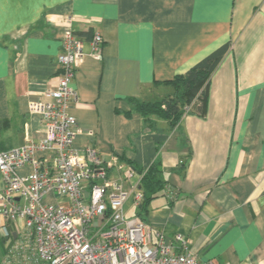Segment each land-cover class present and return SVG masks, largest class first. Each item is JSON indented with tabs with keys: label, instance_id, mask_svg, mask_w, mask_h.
Masks as SVG:
<instances>
[{
	"label": "crops",
	"instance_id": "1",
	"mask_svg": "<svg viewBox=\"0 0 264 264\" xmlns=\"http://www.w3.org/2000/svg\"><path fill=\"white\" fill-rule=\"evenodd\" d=\"M71 17L86 52L94 32L103 40L101 59L75 65L74 147L161 169L177 197L153 199L145 222L165 242L180 233L199 261L264 264V0H0V151L43 137L27 107L56 86L62 21ZM223 46L204 114L188 112L173 127L133 110L131 99L173 94L169 81ZM123 210L136 217L133 194ZM7 230L0 261L17 231Z\"/></svg>",
	"mask_w": 264,
	"mask_h": 264
},
{
	"label": "built area",
	"instance_id": "2",
	"mask_svg": "<svg viewBox=\"0 0 264 264\" xmlns=\"http://www.w3.org/2000/svg\"><path fill=\"white\" fill-rule=\"evenodd\" d=\"M72 20L62 21L67 26L57 55L56 86L46 99L27 107L40 119L43 137L0 151V231L9 237L7 226L17 229L1 264H213L199 261L180 233L165 242L161 230L152 232L145 221L125 216L123 206L132 194L135 207L141 201L138 186L145 170L137 173L93 145L74 147L82 133L70 113L78 103L72 87L75 65L87 55L101 59L103 40L94 32L86 52L84 40L70 27ZM24 166L31 172L21 176L18 170ZM165 195L169 201L177 197L170 185Z\"/></svg>",
	"mask_w": 264,
	"mask_h": 264
},
{
	"label": "trees",
	"instance_id": "3",
	"mask_svg": "<svg viewBox=\"0 0 264 264\" xmlns=\"http://www.w3.org/2000/svg\"><path fill=\"white\" fill-rule=\"evenodd\" d=\"M227 50V46L220 47L186 73L177 75L170 83L174 93L156 101H140L131 99L133 110L139 113L144 122H150L152 117L167 120L171 126L177 125L181 117L188 112L204 114L207 102L210 77L221 61ZM137 173L143 169L132 167ZM167 182L163 172L157 166H151L145 170L139 183L142 194L141 201L137 205L136 217L145 220L150 202L159 196H165ZM171 203V201H169Z\"/></svg>",
	"mask_w": 264,
	"mask_h": 264
},
{
	"label": "rangeland",
	"instance_id": "4",
	"mask_svg": "<svg viewBox=\"0 0 264 264\" xmlns=\"http://www.w3.org/2000/svg\"><path fill=\"white\" fill-rule=\"evenodd\" d=\"M166 90H170L171 91V89L169 88V87H167L166 88ZM0 233H1V231H0ZM2 234V233H1ZM3 235V234H2ZM4 237V235L2 236V238ZM3 241V240H2ZM4 242H6V241H3V246H4ZM0 264H1V261H0Z\"/></svg>",
	"mask_w": 264,
	"mask_h": 264
},
{
	"label": "water",
	"instance_id": "5",
	"mask_svg": "<svg viewBox=\"0 0 264 264\" xmlns=\"http://www.w3.org/2000/svg\"><path fill=\"white\" fill-rule=\"evenodd\" d=\"M13 237H15V234L14 235H12Z\"/></svg>",
	"mask_w": 264,
	"mask_h": 264
}]
</instances>
